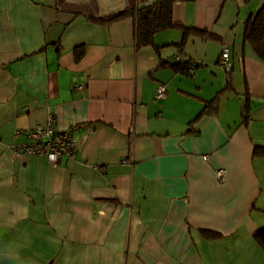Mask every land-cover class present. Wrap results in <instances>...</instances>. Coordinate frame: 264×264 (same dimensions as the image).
Masks as SVG:
<instances>
[{
    "label": "crops",
    "instance_id": "crops-1",
    "mask_svg": "<svg viewBox=\"0 0 264 264\" xmlns=\"http://www.w3.org/2000/svg\"><path fill=\"white\" fill-rule=\"evenodd\" d=\"M156 1L0 0V264H264V0H175L144 45L100 18ZM50 116L74 151L16 153Z\"/></svg>",
    "mask_w": 264,
    "mask_h": 264
},
{
    "label": "trees",
    "instance_id": "trees-1",
    "mask_svg": "<svg viewBox=\"0 0 264 264\" xmlns=\"http://www.w3.org/2000/svg\"><path fill=\"white\" fill-rule=\"evenodd\" d=\"M131 1V0H130ZM175 0H159L154 3L140 8V4L127 5L126 8L114 12L113 15H103L100 18H118L121 15H131L135 21V33L136 42L138 45L153 44L155 34L166 28L174 25L173 19V4ZM79 12V11H78ZM184 29V35L186 34ZM197 30V29H196ZM244 43L248 44L253 52L264 61V6L259 7L254 13H252L245 21L243 31ZM182 44V42H181ZM180 44V45H181ZM173 68L181 71H188L191 64L183 62L182 60H176L174 64H171ZM217 96L206 99L202 106V109L190 120L189 124L196 121L203 112L216 106ZM247 103L243 105V112L247 110ZM255 238L264 247V232L256 234Z\"/></svg>",
    "mask_w": 264,
    "mask_h": 264
},
{
    "label": "built area",
    "instance_id": "built-area-1",
    "mask_svg": "<svg viewBox=\"0 0 264 264\" xmlns=\"http://www.w3.org/2000/svg\"><path fill=\"white\" fill-rule=\"evenodd\" d=\"M220 61L222 64L229 61V48L226 44L222 47ZM165 94L166 89L160 84L157 88V97H164ZM21 132L28 140L16 146V153L42 155L56 164L63 156L70 155L75 148L76 140L73 133L67 129H58L53 116H50L45 124H38ZM203 158L208 159L209 156L204 155Z\"/></svg>",
    "mask_w": 264,
    "mask_h": 264
},
{
    "label": "water",
    "instance_id": "water-1",
    "mask_svg": "<svg viewBox=\"0 0 264 264\" xmlns=\"http://www.w3.org/2000/svg\"><path fill=\"white\" fill-rule=\"evenodd\" d=\"M149 4V2H144V3H142V4H140V8H142L143 6H145V5H148ZM177 60H179V58H177Z\"/></svg>",
    "mask_w": 264,
    "mask_h": 264
},
{
    "label": "rangeland",
    "instance_id": "rangeland-1",
    "mask_svg": "<svg viewBox=\"0 0 264 264\" xmlns=\"http://www.w3.org/2000/svg\"><path fill=\"white\" fill-rule=\"evenodd\" d=\"M219 172H222V171H219Z\"/></svg>",
    "mask_w": 264,
    "mask_h": 264
},
{
    "label": "flooded vegetation",
    "instance_id": "flooded-vegetation-1",
    "mask_svg": "<svg viewBox=\"0 0 264 264\" xmlns=\"http://www.w3.org/2000/svg\"><path fill=\"white\" fill-rule=\"evenodd\" d=\"M176 57V56H175ZM178 58V57H177Z\"/></svg>",
    "mask_w": 264,
    "mask_h": 264
}]
</instances>
